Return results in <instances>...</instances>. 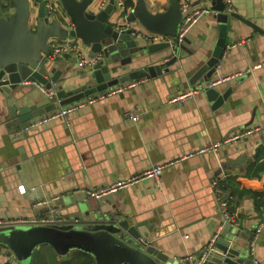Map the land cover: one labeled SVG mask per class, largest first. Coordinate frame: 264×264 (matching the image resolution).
Listing matches in <instances>:
<instances>
[{"label": "crops", "instance_id": "crops-1", "mask_svg": "<svg viewBox=\"0 0 264 264\" xmlns=\"http://www.w3.org/2000/svg\"><path fill=\"white\" fill-rule=\"evenodd\" d=\"M127 1L131 6L135 2ZM225 3L263 32L231 18L226 48L214 77L233 76L216 86L230 91L215 108L203 88L179 104H169L167 98L171 94L190 85L182 83L177 90L175 81L145 77L135 79L134 85L119 93L26 133L23 127L27 122L14 124L7 111L6 96L0 93V219L32 217L38 222L42 218L58 219L55 211H61L62 206L57 198L64 190L81 185L80 190L87 192L89 188L137 174L155 163L174 161L163 169L160 186L151 178H143L112 192L124 211L148 220L150 226L157 223L162 236L156 242L170 256L191 257L203 250L217 230L219 235L223 232L231 237L234 227L238 230V245H245L249 252L254 227L264 214L258 203L264 192V0H225ZM146 4L150 11L158 12L167 8L168 0H146ZM209 5L210 0H200L195 6ZM32 8L35 13L36 6ZM13 11L14 0H7L5 5L0 0V17L6 19ZM215 23L211 12L193 24L188 31L192 36L188 47L198 40L202 46L193 54L177 58L170 70L184 71L188 78L192 73L189 69L210 56ZM83 49L87 53L88 47ZM170 53L168 48L145 54L124 70L166 62ZM58 58L68 68L65 89L82 84L80 75L88 67H79L72 55ZM130 115H136L137 120H131ZM250 125L259 129L237 142L221 144L215 152L185 157L200 146L222 142L233 131ZM22 146L27 147L28 153L37 152L35 163L42 185L31 187L19 168ZM225 161H233L234 165L221 170ZM221 174L229 178L231 198L227 207L236 214L234 226L222 219L212 192L211 180ZM20 185L24 191L18 190ZM38 201L41 204L35 205ZM28 225L32 223L3 226ZM75 254L91 264L90 256ZM250 257L257 264H264V228ZM0 264H10L1 247ZM39 264H58L55 253L42 247Z\"/></svg>", "mask_w": 264, "mask_h": 264}, {"label": "water", "instance_id": "water-1", "mask_svg": "<svg viewBox=\"0 0 264 264\" xmlns=\"http://www.w3.org/2000/svg\"><path fill=\"white\" fill-rule=\"evenodd\" d=\"M1 1L5 5L7 0ZM44 1L39 0L33 13L31 0H14L12 14L6 19L0 17V93L6 96L7 111L14 124L38 120L69 102L145 77L175 81L177 90L182 83L194 86L199 82L215 108L227 98L230 88L220 90L206 84L214 77L215 64L226 48L230 21L235 19L263 32L251 20L228 9L224 0H210L208 7L216 22L214 46L206 60L189 69L192 73L186 78L184 71L174 72L169 66L177 58L195 53L202 46L201 40L188 47L192 40L188 32L178 41L150 42L136 31L144 29L175 37L182 16L200 0H186L185 10L181 8L182 0H168L167 8L158 12L150 11L146 0H135L123 15L116 11L113 0L101 8L95 5V0H58L62 11L56 12L50 21ZM66 38H76L88 47V56L96 52L102 56L80 75L82 84L67 90L68 68L63 67L60 58L48 56L52 42ZM168 48L171 49L168 61L124 70L145 54ZM33 82L51 94L42 91L45 95L42 96ZM19 150V168L30 186L42 185L35 163L37 152H26V146ZM225 162L221 170L234 165L233 161ZM80 188L81 185L68 188L57 198L62 208L55 211L59 218L53 222L0 226V247L9 263L39 264L41 248L46 246L55 253L58 264H74L75 260L78 264H88L76 252L90 256L91 264H257L245 245L241 247L236 237L223 232L205 255L200 251L188 258L170 256L156 242L162 236L157 223L150 226L148 220L124 211L114 193L94 198Z\"/></svg>", "mask_w": 264, "mask_h": 264}, {"label": "built area", "instance_id": "built-area-1", "mask_svg": "<svg viewBox=\"0 0 264 264\" xmlns=\"http://www.w3.org/2000/svg\"><path fill=\"white\" fill-rule=\"evenodd\" d=\"M113 1H114V6H115L116 10L118 12L126 14V12L129 8L127 9V7L124 3L125 0H113ZM38 2H39V0H31L32 6H36ZM44 2H45L44 5H45V9H46V17H47L48 21H50L54 18L56 12L62 11V8H61L58 1H56V0H45ZM94 2H95V5L97 7L101 8V7L105 6V4L108 2V0H95ZM187 7H188L187 2L181 3V8L183 10H185ZM211 12H212V10L207 6H194V7H192L180 19L178 26H177V33H176L175 37H167L165 35L150 32V31H147L144 29L142 31L139 30L136 32L141 33L144 36V38L150 42H152V41H154V42L163 41L166 39H169L172 41H174V40L178 41L189 31V29L193 26L194 23H196L198 21L199 18H201L205 14H210ZM67 55H72V56L76 57L77 65L81 68L89 67V66L93 65L96 61H98L102 57L100 52H96V53H93L91 56H88L87 53L85 52V50L83 49V45L80 44L79 40H77L76 38H66L64 40H54L50 46L49 51H48V56H50V58L54 59V58H58L61 56H67ZM262 64H264V62ZM217 66H219L218 63L215 64L216 68H217ZM232 76L233 75L213 77L206 84V86L207 87H216L220 82L225 81ZM25 83H27V82H25ZM134 83H135V80H130L127 82L115 84V85H113V86H111L105 90H102L100 92L93 93L91 95L84 96V97L79 98L75 101L69 102L64 106H61L56 111L51 112L50 114H47L46 116H44L38 120L28 121L24 125L23 129L25 131H28V130H31V129H34V128L41 126L42 124H44L45 122H47L49 120H53V119H57L58 117H65L66 115H70L71 113L76 112L79 108L86 106V105H89L92 102H96L98 100H101L103 98L111 96L115 93H119V92L131 87L132 85H134ZM33 84H35V86H37V88H40L46 95L51 94L50 90H46V89L42 88L41 85H39L35 82H33ZM196 84L194 86H190L186 90L171 94L167 98V102L169 104H179L182 101L186 100L187 98L196 94L198 91L201 90V88L204 89V87L200 83H196ZM129 117L133 121L137 120L136 115H130ZM258 129H259V127L255 126V125L242 127L240 129H237V130L233 131L232 133H230L228 136H226L224 138V140L222 142L221 141H214V142H210L206 145L200 146V147L196 148L194 151L188 153L185 157H189V156H192L194 154H201V153H205V152H208V153L215 152L218 150V148L220 147L221 144L227 143V142H237V141L243 139L244 137L250 135L254 131H257ZM173 163H174V161L155 163V164L151 165L150 167H148L147 169H145V170H143L137 174L128 176L126 178L115 179L111 182L102 184L100 186L89 188L86 191L91 197L101 198L104 195L115 192L116 190L121 189L123 187H126V186L140 180V179H143V178H151L156 186H160V178H161V173H162L163 169L167 166H170ZM226 179H227V175H225V174H221L220 176H216L215 178H213L211 180V188H212V192L214 195L215 203L217 205L219 213L222 216V219L225 222H228L229 225L234 226L237 223L236 214L232 211H229V209L227 207L228 197H226V195L224 193V189H223V185L225 184ZM18 190L24 191L23 186H21V185L18 186ZM258 200L260 201V205H259L260 208L264 210V192L261 194V196L259 197ZM41 202L38 201L35 203V205H39V204H41ZM54 220H56V219H53V218H51V219L42 218L41 219L42 222H53ZM37 222L38 221L36 218L17 217V218H12V219L11 218L10 219H0V226L17 224V223H37ZM263 228H264V214H263L262 218L258 221L256 226L254 227V233H253L251 239L249 240V252H250V254L253 253L255 240H256L259 232ZM233 229H234V232L232 233L233 234L232 237H237V231L238 230L236 227H234ZM218 236H219V230H217L212 235L208 244L203 248V250H202L203 255H205L209 250H211L213 248V243L216 241Z\"/></svg>", "mask_w": 264, "mask_h": 264}, {"label": "trees", "instance_id": "trees-1", "mask_svg": "<svg viewBox=\"0 0 264 264\" xmlns=\"http://www.w3.org/2000/svg\"><path fill=\"white\" fill-rule=\"evenodd\" d=\"M124 3H125V5L127 6H131V3L129 2V1H124ZM223 189H224V193H225V195H226V197H228V202H229V200H230V198H231V195H230V193H229V178L227 177V179H226V182H225V184L223 185ZM258 203H259V205H260V201L258 200ZM230 211V210H229Z\"/></svg>", "mask_w": 264, "mask_h": 264}]
</instances>
